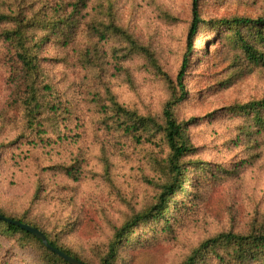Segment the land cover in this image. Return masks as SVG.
I'll list each match as a JSON object with an SVG mask.
<instances>
[{
	"label": "trees",
	"instance_id": "obj_1",
	"mask_svg": "<svg viewBox=\"0 0 264 264\" xmlns=\"http://www.w3.org/2000/svg\"><path fill=\"white\" fill-rule=\"evenodd\" d=\"M211 1L225 0H190L186 45L172 80L163 71L156 50L121 24L116 0H0V69H5L11 87L8 108L23 131L33 135L46 125L73 119L82 106L95 126L111 137L128 139L133 150L158 147L157 152H144L151 174L144 203L121 216L106 241L94 244L89 254L75 250L66 240L75 222L48 224L34 214V207L44 200L45 189L39 182L21 209L0 206L1 216L39 230L51 246L82 264H124L122 254L129 248L148 252L178 242L191 226L204 228L200 213L227 170L209 158L207 162L197 158L198 148L189 135L192 120H182L177 114L188 100L185 83L199 61L190 56L196 53L195 37L200 31L211 33L216 49L207 52L203 46L201 53L213 64L226 63L225 74L214 78L218 90H229L234 80L247 76L264 80V0H232L256 12L221 18L205 15L204 8ZM164 17L173 21L167 12ZM49 47L51 58L44 56ZM46 61L69 71L63 78L66 87H55L44 67ZM134 69L149 71L163 82L167 98L160 112L141 114L119 101L114 86L131 87ZM206 117L223 119L225 145L239 146L240 152L250 155V163L257 157L264 163V93L226 104ZM5 149L0 147V151ZM117 150L125 153L121 147ZM98 157L108 186L120 198L103 149ZM51 169L79 180L77 160ZM0 235L32 264H68L18 226L0 220ZM176 264H264V212L255 211L241 228L204 236Z\"/></svg>",
	"mask_w": 264,
	"mask_h": 264
},
{
	"label": "rangeland",
	"instance_id": "obj_2",
	"mask_svg": "<svg viewBox=\"0 0 264 264\" xmlns=\"http://www.w3.org/2000/svg\"><path fill=\"white\" fill-rule=\"evenodd\" d=\"M217 2L211 1L205 6L207 17L256 12V8L237 6L232 0ZM189 3L190 0H116L121 24L156 50L163 71L172 80L178 73L186 45ZM166 12L173 21L165 19ZM212 39L213 35L208 31H200L195 37L196 53L192 52L190 56L191 60L192 56H197L199 61L190 72L192 78L185 83L188 100L178 108L177 114L182 120H192L189 135L193 146L198 148L197 158H202L203 162L209 158L227 173L210 193L200 213V220L205 221L203 229L191 226L180 234L178 242H167L148 252L129 248L122 254L124 264H176L185 251L204 236L231 227L241 228L255 211L264 212V163L259 157L250 163L247 159L250 155L240 152L239 146L225 145L224 137H221V131L226 128L223 119L206 117L226 104L264 93V80L247 76L234 80L236 84L229 90H218L214 78L225 74L226 63L213 64L201 53L203 46L207 52L216 49ZM44 56L53 57L52 48L46 49ZM44 67L56 88L66 87L63 78L69 71L52 61H46ZM7 78L5 69L1 68L0 147L7 149L0 151V206L21 209L39 182L45 189L44 200L34 207V214L48 224L66 220L75 222L66 240L75 250L89 254L94 244L106 241L121 216L144 203L151 177L144 152H157L158 147L133 150L128 139L117 135L111 137L95 126L82 106L75 118L60 121L55 126L46 125L43 131L30 135L23 131L22 124L8 108L11 87ZM132 81L131 87L114 86L119 101L141 114L160 112L167 98L160 78L149 71L134 69ZM118 147L125 153H120ZM101 149L109 158L110 176L120 190V198L103 176L98 157ZM76 160L80 168L78 181L51 169L52 166L73 164ZM64 230L68 232L70 228ZM27 258L23 251L0 235V264H32Z\"/></svg>",
	"mask_w": 264,
	"mask_h": 264
},
{
	"label": "water",
	"instance_id": "obj_3",
	"mask_svg": "<svg viewBox=\"0 0 264 264\" xmlns=\"http://www.w3.org/2000/svg\"><path fill=\"white\" fill-rule=\"evenodd\" d=\"M0 220L8 223V224H12L15 226H18L20 229L24 230L25 232L31 234L32 236H34L36 239L40 240L42 245L44 247H46L48 250H50L52 253L56 254L59 258H61L62 260H64L66 263L68 264H82L81 262L77 261L76 259L66 255L65 253L61 252L60 250L54 248L53 246H51L45 236L37 229L26 225V224H22L18 221H12L10 219H7L3 216L0 215Z\"/></svg>",
	"mask_w": 264,
	"mask_h": 264
}]
</instances>
